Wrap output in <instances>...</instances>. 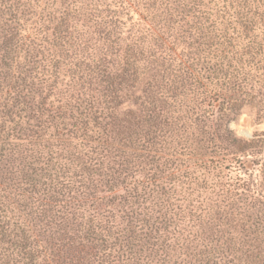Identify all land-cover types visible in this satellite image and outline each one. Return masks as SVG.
Returning a JSON list of instances; mask_svg holds the SVG:
<instances>
[{
  "label": "trees",
  "instance_id": "obj_1",
  "mask_svg": "<svg viewBox=\"0 0 264 264\" xmlns=\"http://www.w3.org/2000/svg\"><path fill=\"white\" fill-rule=\"evenodd\" d=\"M246 109L264 0H0V264H264Z\"/></svg>",
  "mask_w": 264,
  "mask_h": 264
},
{
  "label": "rangeland",
  "instance_id": "obj_2",
  "mask_svg": "<svg viewBox=\"0 0 264 264\" xmlns=\"http://www.w3.org/2000/svg\"><path fill=\"white\" fill-rule=\"evenodd\" d=\"M252 112L246 109L231 123V128L239 138L253 140L255 143L250 153L237 157V162L233 164L230 173L233 179L244 176L243 168L256 184L264 183V116L259 117ZM238 160L241 165L237 164Z\"/></svg>",
  "mask_w": 264,
  "mask_h": 264
}]
</instances>
